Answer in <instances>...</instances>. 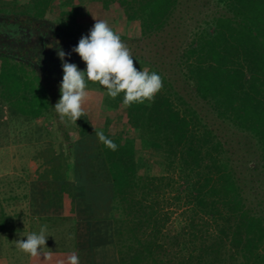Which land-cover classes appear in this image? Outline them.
I'll return each mask as SVG.
<instances>
[{"label":"trees","instance_id":"trees-1","mask_svg":"<svg viewBox=\"0 0 264 264\" xmlns=\"http://www.w3.org/2000/svg\"><path fill=\"white\" fill-rule=\"evenodd\" d=\"M77 1L31 0L21 9L24 20L17 18L40 36L59 32L67 40L58 46L71 57L81 37L48 17L60 8L76 18L84 8ZM88 1L125 25L135 22L140 36L121 40L134 62L162 77L163 88L154 102L130 106L124 93L92 97L76 124L65 117L60 135L46 131L26 197L47 232L65 237L31 264L66 261L67 252L80 264H264V0ZM186 16L195 19L192 28ZM40 43L38 62L16 43L0 48L1 116L60 119L42 79L63 77V69L41 62L57 54V43L48 55ZM70 57L85 70L80 57ZM103 103L123 111L127 135L109 128L107 113L98 118L94 106ZM36 133L39 140L40 127ZM5 224L0 251L11 231Z\"/></svg>","mask_w":264,"mask_h":264},{"label":"rangeland","instance_id":"rangeland-1","mask_svg":"<svg viewBox=\"0 0 264 264\" xmlns=\"http://www.w3.org/2000/svg\"><path fill=\"white\" fill-rule=\"evenodd\" d=\"M77 1V0H76ZM78 2V1H77ZM79 2H82V11H80L77 14L76 18H65L63 15L59 14L60 8H57L58 10L54 13H50L49 19L54 23L55 27L62 26L65 28V30H68L69 33L71 34H76L77 37H82L84 35H87L90 31V29L93 27L95 23V19L97 20H104L108 23V25L112 28L114 32H116L120 38L121 36L125 35L126 38H136L139 35H137V32L139 31L136 27L135 22H131L128 25H125L123 21L116 19L114 14L110 10H105L102 7L101 2L99 1H92L91 3L88 0H79ZM31 3V0H0V21H4L1 26L5 27H10L12 26L13 28H21V29H27L28 27H31L32 29H35L32 24H29L28 22H24L17 18L20 17L21 19L24 20V16L21 14H25L21 9L23 7H28ZM85 4V5H84ZM199 7L198 6H191L192 11H196ZM94 17V18H93ZM195 19H190L189 16L185 17L184 20V25L186 24L187 26H190L192 28L194 24ZM36 32V31H35ZM15 33V32H14ZM39 33V32H37ZM57 35L49 34L47 36L48 41L44 42V50L43 53L48 55L50 53L51 49H53V46L55 45L54 43H62L65 42L67 39L62 38V36L59 34V32H56ZM10 42V41H9ZM68 42V41H67ZM12 43L10 42V45ZM41 43L39 42L38 38L35 39V41L30 42L27 45H24L21 42L19 45H13L15 50L18 53H26L28 52L29 56H32L33 58L31 59L32 61L34 60L35 62L39 60V50L41 49L40 47ZM75 45H77L75 43ZM32 48V49H31ZM53 51V50H52ZM74 54V52H73ZM76 54V53H75ZM71 56L78 58L79 56L76 55ZM44 56V59L41 62H44L45 65H54L57 64L58 66L62 67V62L59 59V57L52 54L50 55L49 59ZM69 56L67 57L68 60ZM134 66L141 71L143 70H148V66H142L141 64H138V62H134ZM61 75L55 74L50 77H46L45 79H42L44 81H47L49 85V91L52 94L51 97L55 99V103L58 102V97H59V87L60 83L62 81ZM86 91L88 93V97L86 100L93 99L92 97H97L96 99H100V101H103L105 99L106 94H107V89L102 86L96 84H87L86 83ZM98 92V94L96 93ZM198 105L201 107L205 108L207 105L202 101L201 99H197ZM92 100L88 101L91 102ZM94 102V101H93ZM102 103V102H101ZM105 104H99L96 107L94 106V111L96 110L98 118H104L106 117V113L110 116L111 123L109 124V128L112 130L114 129L115 131H119L124 135L128 134V125L127 122L123 119V111L121 109H106ZM5 116V117H4ZM56 122H51V121H44L42 118L38 119H33V120H24L22 117H9L8 112H4L3 116L0 115V157L5 159H10L12 154H16V149L18 148L17 142H20L21 147L23 148H18L19 151L21 152L22 157H31L34 156L35 160V168L37 164V159H35L38 149L41 148V145H43V142H46L49 140V136L47 135L48 131H54L56 135H60V132H55L57 131V126L65 125L66 124V119L64 121H61L60 119L56 118ZM44 122V123H43ZM42 124L44 127H42ZM41 128V136H39V140H37V133L36 130L38 128ZM47 131V132H46ZM52 137H55L54 134ZM51 137V138H52ZM16 142V143H15ZM58 143V142H57ZM25 144V145H24ZM23 145V146H22ZM16 148V149H15ZM24 155V156H23ZM157 160L159 159L158 156H156ZM155 158V157H154ZM8 161V160H7ZM8 163V162H7ZM2 169H0V173L4 172H9L12 170V165L11 164H2L1 166ZM0 186L3 188H9L10 186L5 182L0 183ZM15 210H21L22 212L20 213L19 216H14V221L16 224L22 225L23 230L20 232V239H27V235L31 233H37L39 234L41 226L44 224L37 218L33 219L32 214H30V209L29 206L27 207V204L25 203H20L15 206ZM6 212V216L9 215V217H12L13 213V208L8 207ZM8 222H11L9 220ZM40 224H42L40 226ZM49 225V223H45ZM44 226V225H43ZM47 235L49 236L46 240V245L43 249V252L51 249H57L59 247V239L62 237H65L64 235H60L58 230H54L51 232H47ZM64 240V238H62ZM68 243L70 244V238L68 237ZM9 248V246H6L4 249L5 251ZM15 249L16 251L18 250L14 245L10 248ZM69 255L73 254L74 252H67ZM20 254V264H30L32 256H30L27 253H24L23 251H19ZM55 264L61 263V259H54Z\"/></svg>","mask_w":264,"mask_h":264},{"label":"clouds","instance_id":"clouds-1","mask_svg":"<svg viewBox=\"0 0 264 264\" xmlns=\"http://www.w3.org/2000/svg\"><path fill=\"white\" fill-rule=\"evenodd\" d=\"M94 20L89 33L82 36L71 50L85 63V70L68 62L66 56L70 57L71 53H66L57 42L56 52L62 62L63 77L59 87L60 99L53 108L61 121L68 117L76 124L84 115L82 104L88 97L86 80L104 86L112 99L124 93L123 103L129 106L137 102H154L156 94L163 88V80L158 73H150L146 69L141 71L134 66L131 49L106 21ZM96 136L107 148L117 150L118 146L103 131H97ZM26 237V240L15 241L17 249L32 257L50 255L43 252L49 237L46 225L41 226L39 234L31 233ZM61 264H80L79 257L73 253Z\"/></svg>","mask_w":264,"mask_h":264},{"label":"crops","instance_id":"crops-1","mask_svg":"<svg viewBox=\"0 0 264 264\" xmlns=\"http://www.w3.org/2000/svg\"><path fill=\"white\" fill-rule=\"evenodd\" d=\"M17 143L18 148H22L20 142ZM18 148H15L17 153L12 154L10 159L2 158V156L0 157V169H2V164L9 163L12 165L11 171L0 173V183L3 184V182H6L10 186L9 188H3L0 186V221L5 220L6 227L11 228V231L8 232L10 233L8 237H5L4 234L3 236H1V238L3 239V245L6 244V246H9V248L5 251L4 246L2 247V250L0 251V264H20V250H10L15 241L20 239V232L25 227L16 224V222L14 221V216H19L22 212L21 210H15V206L23 202L27 204V207L29 206L31 212L30 214H32V209L26 196L30 191V182L32 181V179H34L35 160L34 156H28L27 159L26 157H22L21 152ZM1 153L2 151L0 152V154ZM8 207L13 208V211L11 212L13 213L12 217H9V215L6 216V209ZM3 214H5V216H3ZM2 217L4 218L1 219ZM32 218L36 219V216H32ZM9 220H11V222H8ZM66 255L67 254H64L63 258H66Z\"/></svg>","mask_w":264,"mask_h":264},{"label":"flooded vegetation","instance_id":"flooded-vegetation-1","mask_svg":"<svg viewBox=\"0 0 264 264\" xmlns=\"http://www.w3.org/2000/svg\"><path fill=\"white\" fill-rule=\"evenodd\" d=\"M3 23L4 21H0V48L5 46L9 47L11 41V43H16V45H19L21 42L23 43V41L24 45H27L30 42L35 41L36 38H38L39 42L48 41V34L44 36L41 35V37L40 33H37V29H32L31 27H28L27 29L13 28L12 26L10 27V25L9 27H5L4 25L1 26ZM52 50L53 49H51V51Z\"/></svg>","mask_w":264,"mask_h":264}]
</instances>
